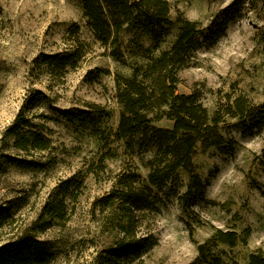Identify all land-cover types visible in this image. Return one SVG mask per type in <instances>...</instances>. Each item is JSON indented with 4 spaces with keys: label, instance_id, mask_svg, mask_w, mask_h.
Wrapping results in <instances>:
<instances>
[{
    "label": "rangeland",
    "instance_id": "rangeland-1",
    "mask_svg": "<svg viewBox=\"0 0 264 264\" xmlns=\"http://www.w3.org/2000/svg\"><path fill=\"white\" fill-rule=\"evenodd\" d=\"M166 1L172 20L182 14L205 32L215 30L228 16L224 10L235 4L238 17L215 42L205 41L178 73L176 91H197L210 115L221 116L225 143L196 148L199 194L183 202L171 198L157 212L142 215L141 236L152 249L113 264H199L197 246L215 229L249 230L245 245L219 247L225 264H247L253 253L264 257V0ZM74 26L91 43L79 0H0V208L7 210L0 220V247L33 235L48 253L44 264L105 262L118 237L109 208L99 201L133 174L145 182L152 155L129 149L125 141L99 140L78 120L86 112L101 118L92 109L99 106L110 116L101 118L100 128L115 131L120 111L115 74L129 72L123 62L99 44H91L76 69L52 72L41 62L44 55L69 50ZM175 35L176 29L162 47L169 48ZM132 36L125 33L123 42ZM125 60L130 62L126 55ZM236 100L243 105L241 117L232 115ZM19 115L24 122L16 125ZM155 125L172 127L167 120ZM14 132L41 134L46 150L17 149ZM176 181L184 193L188 176L182 173Z\"/></svg>",
    "mask_w": 264,
    "mask_h": 264
},
{
    "label": "trees",
    "instance_id": "trees-1",
    "mask_svg": "<svg viewBox=\"0 0 264 264\" xmlns=\"http://www.w3.org/2000/svg\"><path fill=\"white\" fill-rule=\"evenodd\" d=\"M79 1L91 43L81 39L79 28L74 26L69 30L72 41L69 50L60 56L44 55L41 62L52 72L76 69L91 52V44H99L113 60L123 62L129 72L115 74V100L120 108L115 131L108 126L100 128L101 118L110 116L99 106H92V109L101 118L86 112L78 120L82 128L99 140L125 141L131 150L152 152L145 163L148 168L145 182H140V177L133 174L99 201L102 208H109L111 218L108 221L118 237L114 247L107 250L103 263L113 264L118 260L138 258L152 249L153 244L141 236V219L145 212H157L171 198L183 202L202 191L203 184L195 172L193 156L198 146L219 148L225 143L219 131L222 120L217 113L210 115L197 91L176 93L178 73L189 66L205 41L215 42L238 16L233 12L235 4L231 5L224 10L228 15L225 20L215 30L205 32L198 22L182 14L172 20L171 7L166 0ZM174 29L175 39L169 48H163ZM125 33L133 36L123 42ZM125 55L130 62H126ZM231 108L234 109L233 117L243 115V105L238 100ZM22 119L21 115L17 116L16 125L22 124ZM162 120L171 122L172 127H157L155 124ZM14 146L23 151L28 147L44 151L47 141L36 132L16 134ZM182 173L188 176V183L181 194L176 180ZM6 211L0 208V220ZM248 235L249 230L238 234L233 230L215 229L210 239L197 246L199 264H225V252L219 247L245 245ZM48 260V253L27 233L0 247V264H44ZM247 264H264V257L253 253L247 257Z\"/></svg>",
    "mask_w": 264,
    "mask_h": 264
}]
</instances>
